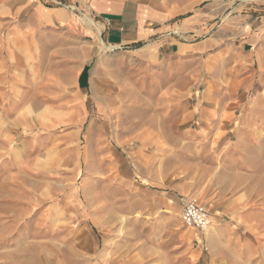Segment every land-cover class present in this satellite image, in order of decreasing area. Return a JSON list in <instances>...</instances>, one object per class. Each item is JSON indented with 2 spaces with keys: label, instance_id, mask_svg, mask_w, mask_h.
<instances>
[{
  "label": "rangeland",
  "instance_id": "374dc122",
  "mask_svg": "<svg viewBox=\"0 0 264 264\" xmlns=\"http://www.w3.org/2000/svg\"><path fill=\"white\" fill-rule=\"evenodd\" d=\"M251 48L210 65L108 53L123 169H94L93 247L3 200L0 181V264H264V39ZM182 197L208 208L205 230L182 222Z\"/></svg>",
  "mask_w": 264,
  "mask_h": 264
},
{
  "label": "crops",
  "instance_id": "0c3cea01",
  "mask_svg": "<svg viewBox=\"0 0 264 264\" xmlns=\"http://www.w3.org/2000/svg\"><path fill=\"white\" fill-rule=\"evenodd\" d=\"M59 1L0 0V181L3 200L90 249L94 169L122 181L108 53L164 65L253 54L264 0Z\"/></svg>",
  "mask_w": 264,
  "mask_h": 264
},
{
  "label": "built area",
  "instance_id": "2783aa9c",
  "mask_svg": "<svg viewBox=\"0 0 264 264\" xmlns=\"http://www.w3.org/2000/svg\"><path fill=\"white\" fill-rule=\"evenodd\" d=\"M56 5H62L59 0H50ZM64 6V5H63ZM69 9L73 12H76L81 15L79 11L76 9H72L69 7ZM181 219L182 222L198 231H203L205 230L209 225H210V213L208 208L200 203L197 199L195 198H190V197H182L181 198Z\"/></svg>",
  "mask_w": 264,
  "mask_h": 264
},
{
  "label": "water",
  "instance_id": "95a60500",
  "mask_svg": "<svg viewBox=\"0 0 264 264\" xmlns=\"http://www.w3.org/2000/svg\"><path fill=\"white\" fill-rule=\"evenodd\" d=\"M81 15L83 16V13H81Z\"/></svg>",
  "mask_w": 264,
  "mask_h": 264
}]
</instances>
